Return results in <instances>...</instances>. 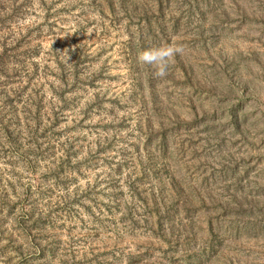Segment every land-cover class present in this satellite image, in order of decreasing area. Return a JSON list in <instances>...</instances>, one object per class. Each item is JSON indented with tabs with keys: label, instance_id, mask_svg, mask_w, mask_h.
<instances>
[{
	"label": "rangeland",
	"instance_id": "obj_1",
	"mask_svg": "<svg viewBox=\"0 0 264 264\" xmlns=\"http://www.w3.org/2000/svg\"><path fill=\"white\" fill-rule=\"evenodd\" d=\"M0 264H264V0H0Z\"/></svg>",
	"mask_w": 264,
	"mask_h": 264
},
{
	"label": "clouds",
	"instance_id": "obj_2",
	"mask_svg": "<svg viewBox=\"0 0 264 264\" xmlns=\"http://www.w3.org/2000/svg\"><path fill=\"white\" fill-rule=\"evenodd\" d=\"M159 74H160V75H163V72H160Z\"/></svg>",
	"mask_w": 264,
	"mask_h": 264
}]
</instances>
